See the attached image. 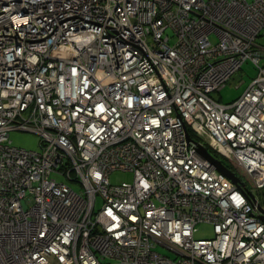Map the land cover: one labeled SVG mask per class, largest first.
Listing matches in <instances>:
<instances>
[{
    "label": "built area",
    "instance_id": "2783aa9c",
    "mask_svg": "<svg viewBox=\"0 0 264 264\" xmlns=\"http://www.w3.org/2000/svg\"><path fill=\"white\" fill-rule=\"evenodd\" d=\"M259 37L264 0H0V264H264Z\"/></svg>",
    "mask_w": 264,
    "mask_h": 264
},
{
    "label": "rangeland",
    "instance_id": "374dc122",
    "mask_svg": "<svg viewBox=\"0 0 264 264\" xmlns=\"http://www.w3.org/2000/svg\"><path fill=\"white\" fill-rule=\"evenodd\" d=\"M256 42L260 45H264V37H259ZM261 64H264V59L261 60ZM257 74V68L253 65L250 60H245L240 69L237 70L225 83V85L219 90L214 91L210 95L218 102L228 103L232 102L237 98L251 81V79ZM8 138L11 140L12 144L18 147H23L26 149L39 150V137L37 134L22 131V130H11L9 131ZM238 173L240 169L237 167ZM241 174V173H240ZM242 176H245L244 174ZM112 182L129 181L132 176L129 172L124 171H114L111 174ZM71 186L79 190V184L77 182H72ZM100 199H97L96 206L99 207ZM214 235L212 225L209 223H199L197 224V230L194 234L196 238H209ZM156 249L170 257H175V253L167 250L161 246H157Z\"/></svg>",
    "mask_w": 264,
    "mask_h": 264
},
{
    "label": "water",
    "instance_id": "95a60500",
    "mask_svg": "<svg viewBox=\"0 0 264 264\" xmlns=\"http://www.w3.org/2000/svg\"><path fill=\"white\" fill-rule=\"evenodd\" d=\"M187 141L190 143H194L196 145L197 153L207 160L210 164H212L217 170L224 173L232 182L238 183L239 178L238 176L232 171L222 160L214 156L204 145L196 141L194 138L191 137L188 129L184 127ZM262 219H264V215H260Z\"/></svg>",
    "mask_w": 264,
    "mask_h": 264
},
{
    "label": "trees",
    "instance_id": "16d2710c",
    "mask_svg": "<svg viewBox=\"0 0 264 264\" xmlns=\"http://www.w3.org/2000/svg\"><path fill=\"white\" fill-rule=\"evenodd\" d=\"M190 135L194 138V139H197L195 134L190 130L188 129ZM213 151V150H212ZM224 163L232 170L234 171L235 173H238V169H237V165L236 163H234L233 161L231 160H224Z\"/></svg>",
    "mask_w": 264,
    "mask_h": 264
}]
</instances>
